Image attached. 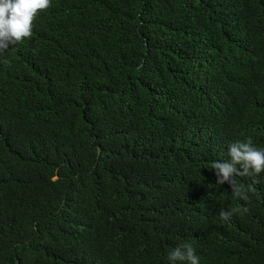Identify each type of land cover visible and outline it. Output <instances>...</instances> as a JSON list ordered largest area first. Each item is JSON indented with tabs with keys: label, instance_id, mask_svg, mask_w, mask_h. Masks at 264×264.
<instances>
[{
	"label": "trees",
	"instance_id": "1",
	"mask_svg": "<svg viewBox=\"0 0 264 264\" xmlns=\"http://www.w3.org/2000/svg\"><path fill=\"white\" fill-rule=\"evenodd\" d=\"M32 33L0 54V264H264V172L245 200L212 169L264 148V0H52Z\"/></svg>",
	"mask_w": 264,
	"mask_h": 264
},
{
	"label": "clouds",
	"instance_id": "2",
	"mask_svg": "<svg viewBox=\"0 0 264 264\" xmlns=\"http://www.w3.org/2000/svg\"><path fill=\"white\" fill-rule=\"evenodd\" d=\"M52 6V0H0V54H3L10 45L23 43L30 39L35 19L42 11H47ZM4 63H10L5 60ZM229 159L223 162H214L219 177L218 185L225 181L231 186L232 193L241 199H247V189L240 185L238 176L260 174L264 172V148L256 147L251 138L246 141H236L229 145ZM241 209L234 208L230 212L221 210L219 216L228 220L233 213ZM247 211V209H243ZM170 264H199L195 250L190 244H183L169 251Z\"/></svg>",
	"mask_w": 264,
	"mask_h": 264
}]
</instances>
